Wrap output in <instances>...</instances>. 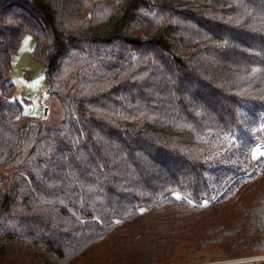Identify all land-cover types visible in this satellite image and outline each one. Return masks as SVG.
I'll list each match as a JSON object with an SVG mask.
<instances>
[{"label": "trees", "instance_id": "obj_1", "mask_svg": "<svg viewBox=\"0 0 264 264\" xmlns=\"http://www.w3.org/2000/svg\"><path fill=\"white\" fill-rule=\"evenodd\" d=\"M27 34L63 129L13 100ZM258 147L264 0H0V264L264 254Z\"/></svg>", "mask_w": 264, "mask_h": 264}, {"label": "rangeland", "instance_id": "obj_2", "mask_svg": "<svg viewBox=\"0 0 264 264\" xmlns=\"http://www.w3.org/2000/svg\"><path fill=\"white\" fill-rule=\"evenodd\" d=\"M35 46L36 37L32 34L25 35L20 43L17 55L13 58L11 80L16 87L13 100H17L23 105L25 113L40 117L51 128L63 129L64 112L59 103L52 102V99L48 102L49 86L46 83L45 68L33 56ZM42 89L47 91L46 94H41ZM46 107H48V110H46ZM263 153L262 147L256 148L254 158L256 159ZM2 171L6 170H1L0 172ZM177 196L180 197L179 199L185 198L183 194L177 193L175 197ZM226 258L218 248H202L197 243L185 242L180 245L175 257L169 264H194Z\"/></svg>", "mask_w": 264, "mask_h": 264}, {"label": "built area", "instance_id": "obj_3", "mask_svg": "<svg viewBox=\"0 0 264 264\" xmlns=\"http://www.w3.org/2000/svg\"><path fill=\"white\" fill-rule=\"evenodd\" d=\"M41 75V73H40ZM47 91L44 89L41 90V94H46ZM49 98L48 102L51 101V95L48 90ZM8 175V172L2 171L0 172V180L5 178ZM264 262V254H257L252 256H244V257H237V258H226L223 260H217V261H210V262H200V263H194V264H252V263H259Z\"/></svg>", "mask_w": 264, "mask_h": 264}, {"label": "snow or ice", "instance_id": "obj_4", "mask_svg": "<svg viewBox=\"0 0 264 264\" xmlns=\"http://www.w3.org/2000/svg\"><path fill=\"white\" fill-rule=\"evenodd\" d=\"M179 198H180V197L177 196V199H179ZM204 203H205V205H207L209 202H208V201H205Z\"/></svg>", "mask_w": 264, "mask_h": 264}, {"label": "water", "instance_id": "obj_5", "mask_svg": "<svg viewBox=\"0 0 264 264\" xmlns=\"http://www.w3.org/2000/svg\"><path fill=\"white\" fill-rule=\"evenodd\" d=\"M46 110H48V107H46Z\"/></svg>", "mask_w": 264, "mask_h": 264}]
</instances>
